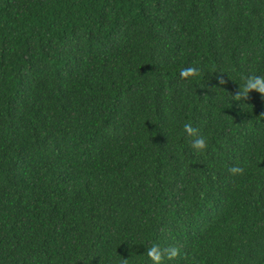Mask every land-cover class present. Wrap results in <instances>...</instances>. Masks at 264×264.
<instances>
[{
  "label": "trees",
  "instance_id": "trees-1",
  "mask_svg": "<svg viewBox=\"0 0 264 264\" xmlns=\"http://www.w3.org/2000/svg\"><path fill=\"white\" fill-rule=\"evenodd\" d=\"M250 75L264 0H0V264H264Z\"/></svg>",
  "mask_w": 264,
  "mask_h": 264
},
{
  "label": "clouds",
  "instance_id": "clouds-1",
  "mask_svg": "<svg viewBox=\"0 0 264 264\" xmlns=\"http://www.w3.org/2000/svg\"><path fill=\"white\" fill-rule=\"evenodd\" d=\"M198 69L196 68H185L181 71L182 76H191L195 73H197ZM244 91V95L246 96L247 93L250 90H257L260 93L264 94V77L259 76V75H250L245 78V83L242 87ZM184 129L190 134L194 135L196 133V129H193L189 124H184ZM193 147L197 152H203L207 148V137L200 135L196 136V138L193 141ZM233 172L237 171H243L242 169L238 168H233ZM164 252L168 256H175L176 251L174 249H164ZM148 255L151 256L154 260L159 261L161 259V251L159 250L158 246H153L151 249L148 251Z\"/></svg>",
  "mask_w": 264,
  "mask_h": 264
}]
</instances>
